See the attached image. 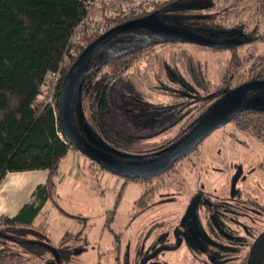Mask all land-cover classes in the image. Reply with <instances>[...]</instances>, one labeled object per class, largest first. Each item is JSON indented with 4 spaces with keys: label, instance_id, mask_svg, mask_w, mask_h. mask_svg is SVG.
<instances>
[{
    "label": "rangeland",
    "instance_id": "374dc122",
    "mask_svg": "<svg viewBox=\"0 0 264 264\" xmlns=\"http://www.w3.org/2000/svg\"><path fill=\"white\" fill-rule=\"evenodd\" d=\"M232 1L235 0H182L176 2L173 7L212 14L216 10L225 12ZM211 5L216 7L206 12ZM257 6L256 0H243L238 4V9ZM263 28L261 21L250 19L243 13L238 19L230 15L224 27L213 30L239 32L245 39H252L261 35ZM254 49L257 54L264 52V41L254 47H248L249 52ZM181 50L188 51L193 57L207 64L209 79L213 83L221 79L234 56L230 50L215 52L191 44L166 45L141 56L127 72L112 79L107 87L109 115L104 118L102 128L105 136L120 146V154L137 158L158 153L163 150L164 143L172 140L178 129L186 125L188 112L177 116L175 111L164 107L168 97L155 92L160 89L159 82L166 85H171L172 82L184 87L188 92L195 93L188 85V77L179 57ZM242 51L238 50L236 54L239 55ZM242 75L243 73L239 72L233 86L242 80ZM108 77L106 71L100 74L94 86L95 93ZM45 97L46 86L43 84L39 100L42 101ZM263 107L264 93L245 99L239 109ZM79 114L86 135L96 144L110 148L88 122L82 109ZM141 128L147 132L140 130ZM74 153L76 157L70 153L63 161L55 179V202L68 216L62 215L51 202H47L34 221V227L47 236L48 244L52 248L65 236L74 235L68 240V246L74 249V254L69 261L60 264H83L84 261L88 264H124L126 259L128 264H140L155 248L172 243V234H169V231L176 219L175 214L184 207L181 204L177 210V205L184 196L182 191L170 189L156 193L144 208H140L135 202L141 197L146 186L129 183L121 196L115 221L111 225L116 233L123 234L122 248L117 251L114 249L112 235L108 233V229L104 230L103 226L106 213L113 210L123 180L100 170L79 152ZM263 158L264 145L238 131L228 121L211 133L191 154L190 160L195 166L185 163L184 167L187 172L191 169L193 172L207 171L214 174L225 169L228 173L226 177L242 171V177L235 188L236 197L240 194L241 185L247 179L252 183V177L255 175L259 179V182L254 180L256 193L259 194L260 202L264 203V171L257 168ZM75 159L77 165L72 164ZM252 169L255 173L249 175ZM202 179L206 182L204 177ZM218 181L217 185L207 186L206 190L214 193L216 188L220 187L222 179ZM227 188L228 186H225L221 189L223 193L220 197ZM215 203L220 206L219 202ZM200 216L202 229L206 226H216L207 211L202 210ZM245 220L246 224L240 229L241 234H237L236 238L223 239L231 245L224 253L211 248L208 251L182 245L177 251L164 252L160 261L162 264H201V261L206 264H238L248 253L253 240L264 230L262 213L254 226L251 220ZM187 227L199 231L197 224L187 223L182 229ZM200 240L204 241L202 238ZM80 247L83 249L81 256ZM46 257L51 259L52 256L47 253ZM34 264H43V259L36 260Z\"/></svg>",
    "mask_w": 264,
    "mask_h": 264
},
{
    "label": "trees",
    "instance_id": "16d2710c",
    "mask_svg": "<svg viewBox=\"0 0 264 264\" xmlns=\"http://www.w3.org/2000/svg\"><path fill=\"white\" fill-rule=\"evenodd\" d=\"M87 1L0 0V182L7 173L30 171L47 173L45 183L34 189L30 199L14 217H0V233L14 239L8 241L0 238V264H27L33 256L32 253L35 252L32 249L31 240H48L47 236L33 225L47 202H51L62 215L68 216L56 204L54 194L55 179L59 175L62 162L70 153L77 152L63 138L58 123L60 89L65 75L74 62H71L62 72V78L54 95V104L45 105L39 97L46 76L56 71L63 62L73 29L87 15ZM179 1L182 0L165 2L157 10L138 18L157 13L156 18L164 24L194 31L200 36L211 38L218 44L227 43L229 37L222 30H212L224 27L230 15L238 19L243 12L250 19L260 17L264 23V0H256L258 4L256 8L247 7L243 8V11L238 9L241 0H235L231 2L229 12L216 10L212 14H202L184 7H173ZM215 7L211 5L206 12ZM128 21L129 19H116L107 30ZM193 28L200 29V31ZM94 40L89 39L87 45ZM263 40L264 30L252 41L261 42ZM175 44L164 42L152 32L142 28L128 31L107 43L92 59L75 95L72 120L80 136L93 147L125 163L142 164L159 159L160 155L149 158L126 157L120 154L121 148L105 136L102 126L104 118L109 115L107 87L112 79L127 72L141 56L151 53L155 48ZM232 51L234 56L217 83L209 79L206 63L199 61L186 50L179 52L190 82L200 89V93L198 100L192 101L190 97L183 96L180 97L181 99L175 97L173 88L168 87L161 90L167 94L169 104H179L178 113L183 112V107L190 102L193 105L190 111L192 115H196L190 124L184 128L181 127L176 136L170 142L165 143L167 147L162 154L183 140L210 109L234 88L233 83L247 61L242 63L239 60L235 54L237 48ZM103 71H106L109 77L95 93V83ZM246 72L245 80L247 81L264 80V52L256 56ZM180 88L184 89V87ZM263 93L264 90L250 91L245 97L248 99L253 95ZM244 101L239 103L238 108L226 122L233 123L238 131L253 137L264 145V107L240 110ZM80 109L110 148L96 144L86 135L79 114ZM90 163L104 171L97 164ZM122 192L123 189L120 193ZM114 216V210L106 213L105 226L107 229H111ZM69 237H65L57 248L63 261L68 260L71 254V250L65 245ZM35 249H38L37 255L45 252L42 248ZM29 255L32 256L29 257ZM260 264H264V253Z\"/></svg>",
    "mask_w": 264,
    "mask_h": 264
},
{
    "label": "flooded vegetation",
    "instance_id": "af4514ba",
    "mask_svg": "<svg viewBox=\"0 0 264 264\" xmlns=\"http://www.w3.org/2000/svg\"><path fill=\"white\" fill-rule=\"evenodd\" d=\"M241 2H243V0H241L239 3H241ZM229 8H230V5H229ZM229 8L226 10V12L229 10ZM240 10L243 11V8H241ZM242 14H243V12H242ZM254 19L259 20V22L261 21V18L257 17V16L254 17ZM263 27H264V23H263ZM193 29L200 31V29H197V28H193ZM263 30H264V28H263ZM212 31H215V30H212ZM222 31L225 33V35H227V37H229V38H227V43H225V44L238 42L239 45L233 49L237 48V51L238 50H243V51L241 52L242 54L240 53L239 55H237L236 54L237 51L235 52V54L239 57V60L242 63L247 61L244 64V67H242V69L239 71V72L243 73L242 80L236 86H233L234 87L233 89H235L241 85H244L246 83L255 82V81L245 80L246 79L245 76L247 74L246 71L251 66V64H252L253 60L256 58V56H258L262 52L257 54V51L255 49L253 50V52L252 51L249 52L248 47H251V46L254 47V45L262 43L264 40L261 42H253L252 40L255 37L252 39H245L243 37V34H241L239 32H230V31H226V30L225 31L222 30ZM192 33H194V31ZM194 34H196V32ZM196 35L200 36L198 34H196ZM209 35H210V33H209ZM200 37H203V36H200ZM203 38L212 40L211 38H208V37H203ZM213 42H215V41H213ZM176 44H180V43H176ZM181 44H186V43H181ZM222 45H224V44H222ZM198 47H200V46H198ZM201 48H205V47H201ZM207 49H210V48H207ZM233 49H230V51H232ZM210 50L213 51L214 49H210ZM232 53H234V52L232 51ZM184 72H185V70H184ZM170 77H169V79H170ZM171 80H173V79H171ZM262 81H264V80H262ZM241 82H243V83L240 84ZM188 83H189L188 85L190 86V88L195 93L188 92L185 88L181 89L180 87H182V86L172 84V82H171V85H166V84H162L159 82L158 86H160V89L156 90L155 92L161 93V94L167 96V94H165L164 92H161V90L170 87V88H173V90L175 92V93L173 92V94L175 97L176 96H177V98L179 97L178 99H181L180 97L185 96L186 98H188V97L192 98V101L198 100L197 97L200 93V89L196 85L192 84L190 82L189 78H188ZM256 90H264V89H249L244 94L241 101L245 100V98H246L245 96H246V94H248V92H250V91L253 92ZM178 106H179V104H177V103L169 104V100L164 104V107L168 108L169 110L175 111V114L177 116L183 114L184 112H188L189 116L186 120V125L190 124L193 121V119L196 117V115H192V111H190V109L192 108L193 105L190 102L187 103L186 106L183 107V112H180V113H178V111H179ZM155 107H157V106H155ZM185 126H181V127L184 128ZM180 128L178 129V132H179ZM140 130L147 132L143 128H141ZM170 141H168V142H170ZM165 147H167V145L164 143L162 151L155 153V154H152V155L143 156V157L149 158V157H152L154 155H160V158H161L170 149H172L174 146L172 148H170L165 154H162V153H164ZM196 149L194 151H192L191 153H189L188 155H186L185 157L177 160L174 164H172V166L167 171H165L159 175L149 177V178H145V179H134V180L128 179V178L124 179V178L118 177V178L123 180V183L118 190L119 192L117 194V198H116V201H115V204L113 207V210L115 211V215L117 212L118 205L120 203L121 196L123 195V193H124V191H125V189L129 183L143 184L144 186H146V189L144 190L141 197L135 202V204L138 205V207H140V208H144L147 205V202L156 193H160L161 191L174 189L176 191H182V193L184 194L183 199L180 201V204L177 205V210L180 209L179 205H181V204L184 205V207L181 208L175 214L176 219H175V221H173V227L169 231V234H172V243H167V244L159 246L158 248H155L152 252L147 254L141 260V262L143 260H145L146 258L150 257L154 252H156L157 250H159L162 247L174 248V247H176V244L179 243L178 247L174 250L161 251L153 259H149L143 264H162L160 261V256H162V254L164 252L177 251V250L181 249L182 245H185L186 247H190V248H194V249H201V250H208L209 248H211L212 250L214 249V250H217L219 252L224 253L226 250L231 248V245L228 243H225L223 241V239H225V238H230V239L236 238L238 236L237 234H241L240 229L242 227H244V225L246 224L245 219L251 220L252 225L254 226L256 223V220L259 218V215L261 213L264 215V203L260 202L259 194L256 193L257 190L255 189L254 180L258 181L259 179H258V177H255V175H253L255 173L254 169H252L249 173V175L250 174L253 175V177H252L253 182L250 183V182H248L249 179H247V181L244 182L241 185V188L239 189V193H240L239 196L236 197L235 196V190H236L235 188L237 186L238 181L242 177V171L239 172V174L235 173L234 175H230L229 177H226L228 173L225 169L223 171L215 172V174L214 173H208L207 171L193 172L191 169L187 172L186 168L184 167L185 163H189V165L195 166V163L192 160H190V156L193 152L196 151ZM137 158H142V156L137 157ZM181 165H183V166H181ZM257 168L259 169V171H264V158H263L262 162L258 165ZM203 177L205 178L206 182L202 181ZM220 179H222V183H220L219 188H216V190L214 192L215 194L212 193V191L206 190L207 186L211 187L212 184L217 185L219 182L218 180H220ZM250 185H252L253 187ZM225 186H228V188L224 192V194L220 197L219 195H221L223 193V191L221 189ZM121 189H123L122 193H120ZM119 194H121V195H119ZM215 201L219 202L220 206L216 205ZM202 210L208 212L209 217L212 219V221L214 223H216L215 227L211 228V227L206 226L203 229L200 227V224H201L200 212ZM110 211H112V210H110ZM133 220H135V218ZM114 221H115V216H114ZM114 221H113V223H114ZM187 223L197 224L199 231L197 232L195 229H191L190 227L189 228L187 227L185 230H183L182 226H184ZM105 225L106 224L104 223V226H103L104 230L107 229ZM125 228H127V226H125ZM263 232H264V230L261 233H263ZM108 233L112 235L113 242H114L113 243L114 249H116L117 251H120L122 248L123 234L116 233L112 228L108 229ZM261 233H259L258 236ZM68 236H70V237L66 240V244H65L71 250V254H70L68 260L63 261V259L60 258L59 254L57 252V248H58L59 243L67 236L62 238L55 248L50 247L47 240L33 239V240H31V244L33 245L32 249L35 252L32 253L33 256L31 255L32 258H30L29 263H27V264H34L36 262V260H38V259H43V264H60L62 262L69 261L71 256L74 254V249H72L68 246V240L71 237H73L74 235L70 234ZM6 237H8V236H6ZM76 237H77V235H76ZM200 238L204 239V241H201ZM4 240L12 241L14 239H12L11 237H8L7 239H4ZM80 240H81V236H80ZM254 240H253V242H254ZM253 242H252V244H253ZM251 245H250V248H251ZM49 247L52 248L54 251L50 250ZM35 248H42L45 250V252H43L42 255H37L38 249H35ZM250 248H249V250H250ZM47 253L51 254V256H52L51 259H47V257H46ZM82 253H83V249L80 247V256L82 255ZM248 254H249V251L247 254H245L242 257V259L240 260V262L238 264H245L247 261V258H248ZM31 256L29 255V257H31ZM126 256H127V253H125V257ZM141 262H140V264H141ZM83 264H88V262L85 263V261H84ZM124 264H128L127 259L124 262ZM201 264H206V263L204 261H201Z\"/></svg>",
    "mask_w": 264,
    "mask_h": 264
},
{
    "label": "water",
    "instance_id": "95a60500",
    "mask_svg": "<svg viewBox=\"0 0 264 264\" xmlns=\"http://www.w3.org/2000/svg\"><path fill=\"white\" fill-rule=\"evenodd\" d=\"M156 14L157 13H152L148 16L129 20L124 24L115 26L87 45L69 68L64 77L59 94L58 123L62 136L66 142L75 148L81 155L97 164L105 171L124 179H145L167 171L172 164L194 151L211 133L220 128L238 107L244 94L249 89H264V81L246 83L233 89L210 109L183 140L156 161L142 164H129L119 161L93 147L77 132L72 120V107L78 87L89 64L107 43L121 34L142 28L152 32L159 39L167 43H186L214 50H230L239 45L238 42L224 45L217 44L212 40L197 36L185 28L166 25L156 18ZM0 238L7 239L8 237L0 233ZM178 245L179 243H177L174 248H160L150 257L143 260L141 264L149 259H153L161 251L176 249ZM49 249L54 251L50 247ZM263 253L264 232L261 233L251 245L245 264H260Z\"/></svg>",
    "mask_w": 264,
    "mask_h": 264
},
{
    "label": "built area",
    "instance_id": "2783aa9c",
    "mask_svg": "<svg viewBox=\"0 0 264 264\" xmlns=\"http://www.w3.org/2000/svg\"><path fill=\"white\" fill-rule=\"evenodd\" d=\"M171 0H88V13L73 29L69 48L58 69L50 72L44 81L46 97L42 102L54 104V95L62 78V72L74 62L87 47L89 39L103 35L108 26L116 19H137L139 16L157 10Z\"/></svg>",
    "mask_w": 264,
    "mask_h": 264
},
{
    "label": "crops",
    "instance_id": "0c3cea01",
    "mask_svg": "<svg viewBox=\"0 0 264 264\" xmlns=\"http://www.w3.org/2000/svg\"><path fill=\"white\" fill-rule=\"evenodd\" d=\"M72 156L76 157V154L72 153ZM72 164L77 165V159L73 160ZM46 178L45 171L7 173L0 182V217H14L30 199L34 189L45 183Z\"/></svg>",
    "mask_w": 264,
    "mask_h": 264
}]
</instances>
